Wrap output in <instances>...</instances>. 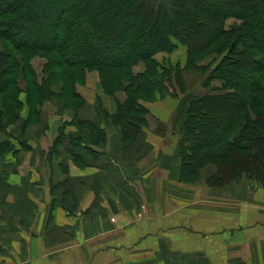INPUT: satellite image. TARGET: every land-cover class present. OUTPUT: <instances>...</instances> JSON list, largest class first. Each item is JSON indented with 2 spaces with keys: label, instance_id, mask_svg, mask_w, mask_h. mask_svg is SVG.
I'll use <instances>...</instances> for the list:
<instances>
[{
  "label": "crops",
  "instance_id": "crops-1",
  "mask_svg": "<svg viewBox=\"0 0 264 264\" xmlns=\"http://www.w3.org/2000/svg\"><path fill=\"white\" fill-rule=\"evenodd\" d=\"M76 90L78 106L54 95L33 116L20 97L0 127V264H264V185L198 192L182 177L190 91L140 99L147 113L126 129V91L107 93L96 70Z\"/></svg>",
  "mask_w": 264,
  "mask_h": 264
},
{
  "label": "trees",
  "instance_id": "trees-1",
  "mask_svg": "<svg viewBox=\"0 0 264 264\" xmlns=\"http://www.w3.org/2000/svg\"><path fill=\"white\" fill-rule=\"evenodd\" d=\"M231 16L242 22L226 29ZM22 21L28 22L27 27L15 31ZM260 30H264V0H0V35L14 45L1 72L0 127L16 121L24 105L21 80L14 77L19 53L48 55L53 69L38 79L30 61L24 65L29 71L25 80L30 83L26 104L32 116L54 95L78 106L77 83L85 81L88 70L97 69L107 93L126 91L116 116L127 129L137 126L134 123L147 113L140 99L163 98L171 93L170 88L175 92L174 85L167 84L173 78L171 70L155 55L172 50L175 38L193 53L202 43L199 35L210 32L211 41L228 37L236 55L234 60L221 59L211 78L239 92L219 90L218 94L186 97L177 120L182 121V177L193 180L204 172L209 186L221 188L244 182L243 173L250 167L248 183L264 185V42ZM139 61L145 70L136 73L133 66ZM191 63L198 65L194 60ZM176 80L182 82L179 76ZM180 88L182 93L188 91L184 84ZM4 103L11 111H4ZM204 105L225 112L218 115L222 128L199 120Z\"/></svg>",
  "mask_w": 264,
  "mask_h": 264
},
{
  "label": "rangeland",
  "instance_id": "rangeland-1",
  "mask_svg": "<svg viewBox=\"0 0 264 264\" xmlns=\"http://www.w3.org/2000/svg\"><path fill=\"white\" fill-rule=\"evenodd\" d=\"M28 21V20H27ZM23 22L21 24H18L17 27H14L15 31H21L22 32V28L27 27L28 22ZM241 19L235 17V16H231L230 18H228L225 22V26L226 29H230L232 26L239 25L241 24ZM260 34L261 37H263V42H264V30H260V32H258ZM255 31L252 32L251 37L253 40L256 39L255 36ZM200 39H201V45L194 47L193 49V53L189 52L188 47L182 43L180 40L178 39H173L175 47L170 50V51H160L158 52L156 55H158L159 57V61L161 63L164 64V68L171 70V74L173 75L171 84L168 82V85H174V89L175 92L171 91L173 90V88H170L171 91V96L173 97H178L179 98V104H181L183 102L182 99V92H181V86L184 84L188 87V92L190 91L191 94H195V93H210V94H218L219 92L221 93V91L219 90H224L223 93H225L226 91L228 92H239V89L236 88H226L225 86V82L221 81V80H217V79H212L211 76L214 73L215 67L219 64V62L221 61V59L227 58L229 60H234V58L236 57V55L234 54L233 51H231V45L230 42L231 40L225 36L221 37L220 39H216L211 41L212 37L210 35V32H204L201 35H199ZM211 42V43H210ZM210 43V45L208 46V44ZM233 45V44H232ZM13 41L9 40L7 38H2L0 35V80L2 79V75L1 72L3 70V66L6 64V60H7V54H11L12 50H13ZM8 52V53H7ZM30 51H28V53H19L15 60L19 61L16 63H19V65L17 67H15V78L20 79L21 80V93H20V97L24 100L27 101V96L29 95V86L30 83H27L25 80V77H27L26 75H28L29 71L25 70L24 65L26 63H28L30 61V63L33 65V67L35 68V72H36V77H38V79H42L45 77L46 75V71L47 70H52L53 69L51 67H49V58L48 55H45L41 52H36L33 51V53H29ZM30 54V56H29ZM28 55V56H27ZM155 55V56H156ZM191 55H193V57H191ZM27 56V57H26ZM32 57V58H31ZM13 59V58H12ZM9 61L11 59H8ZM195 61L196 64H198L197 66H195V64L193 65L192 63L189 64L190 61ZM15 63V62H14ZM145 64L143 61H139L138 64L133 66L134 71H144L145 70ZM98 71L97 69H93ZM163 70V68H161V71ZM91 71V70H88ZM87 71V72H88ZM135 71V72H136ZM160 71V72H161ZM181 72V73H180ZM100 79H101V75L100 72L98 71ZM179 76V80H182V82L179 84L178 81L176 80V77ZM92 79V78H91ZM94 81V79H93ZM205 82H209L208 86L209 88H207L205 85ZM83 83V82H82ZM264 83V81H263ZM62 82H59V85L61 86ZM170 87V86H169ZM32 91V90H31ZM187 93V92H186ZM169 94V95H170ZM1 103L4 102L3 100L0 101ZM73 103H75L77 105V101L76 99L72 100ZM234 102H239L238 99H235ZM26 106H22L21 108L19 107L20 111H23L25 109ZM205 107V108H204ZM203 109L201 108V111L198 113V118L200 121H204L206 123H216V124H220L219 119L220 117L218 115H220L221 113L225 114V112L223 111H219L217 108L212 107L211 105H204ZM11 111L12 108L5 106L4 103V111L7 110ZM182 108V106H181ZM180 108V111H181ZM182 126V121H179L177 124H175V130L177 131V139H176V150H175V158L177 161L180 162L181 160V156L179 154V147L182 145V135L180 134V132L182 133V130L180 131V127ZM220 128L223 127L222 124H220ZM208 166L214 167L215 164L214 163H208ZM214 169H216L214 167ZM248 169H250V167H248ZM248 169L247 171H244L245 173H243V180L244 182H234L229 184L226 187H221V188H216V187H212L209 186L205 179H206V175L204 172H202L201 174H198L197 178L195 179H191L190 182L195 183V185L198 187V192L201 190L202 185H207L209 186L212 190L216 191L217 193H224V192H232L234 190H236L240 185L247 183L250 180L249 179V173H248ZM241 179V180H242ZM249 185H252L251 183H249ZM186 201V200H185ZM212 201L214 202V206L215 203H217L216 201H220V199L214 197V199H212ZM187 202V201H186ZM218 205V203H217ZM58 253V252H57ZM56 253V254H57Z\"/></svg>",
  "mask_w": 264,
  "mask_h": 264
}]
</instances>
